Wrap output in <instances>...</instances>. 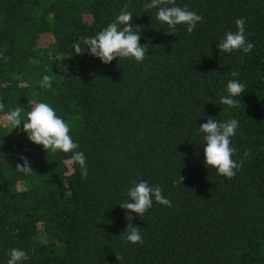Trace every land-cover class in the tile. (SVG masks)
Segmentation results:
<instances>
[{
	"label": "trees",
	"instance_id": "trees-1",
	"mask_svg": "<svg viewBox=\"0 0 264 264\" xmlns=\"http://www.w3.org/2000/svg\"><path fill=\"white\" fill-rule=\"evenodd\" d=\"M149 2L0 0V264L11 248L27 252L23 264H264V0H175L203 19L173 35ZM125 4L145 59L76 55L73 44ZM237 18L254 47L220 51ZM43 75H54L50 89ZM230 79L245 86L234 108L219 104ZM37 102L69 124L86 179L67 163L72 153L45 152L22 125L7 126L10 109L22 107L23 120ZM209 117L239 122L230 146L242 166L231 179L204 163L199 125ZM21 156L31 175L15 169ZM141 180L171 206L154 201L140 217L122 209ZM127 215L142 244L125 242Z\"/></svg>",
	"mask_w": 264,
	"mask_h": 264
},
{
	"label": "clouds",
	"instance_id": "clouds-1",
	"mask_svg": "<svg viewBox=\"0 0 264 264\" xmlns=\"http://www.w3.org/2000/svg\"><path fill=\"white\" fill-rule=\"evenodd\" d=\"M172 5L171 7H166ZM128 4H125L114 21L109 23L105 28L94 36H84L73 44L76 55L88 54L97 57L102 63L108 64L116 58H131L136 62H142L148 51V46L139 43L141 38L140 26L131 25L133 13L128 10ZM145 10L153 8L158 9L156 19L168 26L169 34L177 31V25L184 24L187 26V32L192 33L197 23L202 21V16L195 11H190L187 5L178 6L175 0H150L144 5ZM236 31H228L224 38L217 43V49L225 53H231L234 50H242L248 53L254 47L253 43L247 41L245 36V19L237 18L235 20ZM232 77L239 75L238 71L230 73ZM54 75H43L40 86L50 89ZM244 84L237 79H230L226 85L227 95L221 96L219 104L234 108L241 105L239 99L244 92ZM5 104L0 102V112H3ZM25 110L16 106L10 109L4 116V121L11 129L20 125L23 131L27 133L28 139L47 151L53 153L60 151L63 153H72L68 158L69 165H79L82 179L88 176L86 157L82 151H79V144L74 142L70 132L69 124L56 114V111L46 102L34 103L30 111L26 112L22 120V113ZM239 122L236 119L218 121L209 117L205 123L199 125V131L202 132L205 142L204 163L216 170L218 175L228 179L233 178L236 172L241 168L242 161L233 160V154L236 151L231 147V137L235 135ZM22 164H16L15 169L19 173L31 175L34 170L31 168L29 160L21 156ZM184 177L180 176L174 184H182ZM129 199L124 200L119 206L128 213H135L137 216H143L145 212L152 207L153 202L164 206H171V201L164 197L159 185L152 186L146 180L138 183L133 181V186L128 190ZM129 221L124 233V239L127 243L142 244L143 237L141 228L134 226L131 221L132 215H127ZM9 259L6 264H23L29 259L25 250L20 248H11L7 253ZM117 260L121 256L116 255Z\"/></svg>",
	"mask_w": 264,
	"mask_h": 264
}]
</instances>
